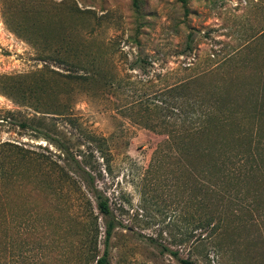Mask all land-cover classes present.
Returning a JSON list of instances; mask_svg holds the SVG:
<instances>
[{
  "label": "rangeland",
  "instance_id": "obj_1",
  "mask_svg": "<svg viewBox=\"0 0 264 264\" xmlns=\"http://www.w3.org/2000/svg\"><path fill=\"white\" fill-rule=\"evenodd\" d=\"M197 97L264 134V0H0V264H96L110 220L111 264H264L178 131Z\"/></svg>",
  "mask_w": 264,
  "mask_h": 264
},
{
  "label": "trees",
  "instance_id": "obj_2",
  "mask_svg": "<svg viewBox=\"0 0 264 264\" xmlns=\"http://www.w3.org/2000/svg\"><path fill=\"white\" fill-rule=\"evenodd\" d=\"M182 1L185 3V0ZM225 102L228 101L222 102L214 98L204 100L202 97H197L192 108L186 110L183 107L180 109L181 124L178 131L188 141H195L194 145L198 148H194L200 156H210L214 153L212 148L215 147L216 155L211 156L209 166L214 177L212 179L213 186L223 183L226 188L233 187V185L238 187L235 196L239 200L227 196H223V200L229 208H233L232 205H235L242 212L253 213L258 210L251 221V225L257 227V230H262V228L264 229V202L257 201L256 198H260L263 191L262 189L261 191L255 188L251 189L250 185L261 183L260 185L264 186V145L261 144L264 142V134L257 127L255 137L258 138L257 142L261 147L256 144V148H253L251 141L255 137H252L253 132L248 129L245 123L246 116L242 114L237 100H232V103L230 101L229 103ZM185 104L183 105L185 106ZM198 141L205 143V146H201ZM22 156L26 157V154L24 153ZM5 163L6 160L0 161L1 169H4ZM246 187L251 190L248 191L250 195L246 194ZM94 194L98 210L105 216L112 215L107 197L96 192ZM215 224H212L211 234H218L219 236L221 233L216 230ZM216 226L218 227L217 224ZM114 228L115 222L110 220L106 228L105 249L103 255L97 259L96 264H111L109 241ZM262 239L263 231L259 233L257 240L262 242ZM212 240L213 244L212 241L210 243L214 253L222 257L221 245H218L217 242L214 243L215 237ZM163 249L168 250L178 258L181 264H192L190 260L180 257L178 251H171L166 246H163Z\"/></svg>",
  "mask_w": 264,
  "mask_h": 264
}]
</instances>
